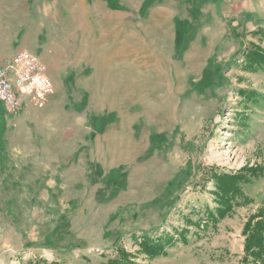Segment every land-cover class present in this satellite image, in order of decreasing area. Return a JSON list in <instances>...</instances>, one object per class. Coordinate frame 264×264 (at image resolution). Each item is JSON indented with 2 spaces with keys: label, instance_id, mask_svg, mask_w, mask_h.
Masks as SVG:
<instances>
[{
  "label": "rangeland",
  "instance_id": "374dc122",
  "mask_svg": "<svg viewBox=\"0 0 264 264\" xmlns=\"http://www.w3.org/2000/svg\"><path fill=\"white\" fill-rule=\"evenodd\" d=\"M22 49L55 97L0 106V264H264L243 232L264 209V0H0V51ZM237 173L250 201L212 220Z\"/></svg>",
  "mask_w": 264,
  "mask_h": 264
},
{
  "label": "trees",
  "instance_id": "16d2710c",
  "mask_svg": "<svg viewBox=\"0 0 264 264\" xmlns=\"http://www.w3.org/2000/svg\"><path fill=\"white\" fill-rule=\"evenodd\" d=\"M249 58L246 63H248V67L251 69H264V52L259 49L249 50ZM247 56V54H246ZM243 94L249 95L251 92H244ZM254 95V93H253ZM257 167L250 168V173L254 177H258L256 174ZM259 169H264L263 167H259ZM216 180L218 181V186L220 187V196L222 200V204L219 208H217L216 217L210 214V218L212 220H218L223 218L228 214L231 210L232 205L231 202L235 198H242L243 201H250L242 191L241 185L245 183L251 182V176L246 175L245 173H237L233 175H216ZM264 209H261L258 212V215L255 217L254 215L249 219L243 229V232L246 233L245 242H244V251L247 254L252 255L255 259H260L263 262L264 257ZM256 219L252 223V219ZM142 249L150 256L155 257L161 254H165V245L161 241H152L149 238H144V241L141 242ZM36 264V263H35ZM103 264H133L129 260V255L124 251H119L118 256L113 259H108ZM261 264V263H259Z\"/></svg>",
  "mask_w": 264,
  "mask_h": 264
},
{
  "label": "built area",
  "instance_id": "2783aa9c",
  "mask_svg": "<svg viewBox=\"0 0 264 264\" xmlns=\"http://www.w3.org/2000/svg\"><path fill=\"white\" fill-rule=\"evenodd\" d=\"M53 92L46 65L30 51L0 61V103L11 114H19L25 103L43 107Z\"/></svg>",
  "mask_w": 264,
  "mask_h": 264
},
{
  "label": "crops",
  "instance_id": "0c3cea01",
  "mask_svg": "<svg viewBox=\"0 0 264 264\" xmlns=\"http://www.w3.org/2000/svg\"><path fill=\"white\" fill-rule=\"evenodd\" d=\"M14 52L16 53L17 51H0V61L12 57L15 54ZM41 62H43V61H41ZM44 64L46 65V63H44ZM46 67H47V65H46ZM47 74H48V67H47ZM48 77H49V75H48ZM54 97H55V95L50 96L47 103L44 106H47L48 104H50V102L54 99ZM0 106L5 108L1 103H0ZM39 108H41V107H33V106L25 103L21 112L17 115H14V114L13 115L17 116L18 118L23 120L27 117H31V116L35 115V111Z\"/></svg>",
  "mask_w": 264,
  "mask_h": 264
},
{
  "label": "bare ground",
  "instance_id": "6f19581e",
  "mask_svg": "<svg viewBox=\"0 0 264 264\" xmlns=\"http://www.w3.org/2000/svg\"><path fill=\"white\" fill-rule=\"evenodd\" d=\"M133 53H134L133 51H126V54H125V62H124V66L126 68V80L125 81H126V86H127V92L129 94H131V92L133 91V89L135 87V84H134L135 82H134V79H133L135 77V72L133 70V68H134L133 63L137 60V57H138V56L136 57V54H135V59L136 60L132 59V54ZM163 74H162V76H163ZM137 76L139 77V75H137Z\"/></svg>",
  "mask_w": 264,
  "mask_h": 264
}]
</instances>
